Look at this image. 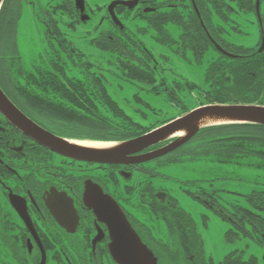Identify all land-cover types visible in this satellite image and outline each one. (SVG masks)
<instances>
[{"label":"flooded vegetation","instance_id":"obj_1","mask_svg":"<svg viewBox=\"0 0 264 264\" xmlns=\"http://www.w3.org/2000/svg\"><path fill=\"white\" fill-rule=\"evenodd\" d=\"M69 1H73L81 22L87 23L96 11L102 14L99 34L119 36L123 31L129 32L134 25L146 27L143 22L147 23L157 14H176L183 22L186 21L183 26L193 24L197 46L194 53L201 57V62L207 56H211V62L218 59L251 62L256 64L252 68L264 77V0H107L96 7L84 0V11L77 7L76 0ZM116 1L123 2L113 9L120 23L113 19L109 9ZM22 2L23 5L30 3V7L36 5L33 0ZM16 14L14 18L17 21L0 24V87L36 124L57 137L73 139L52 127L55 116L42 111L46 110V105L36 107L29 102L22 103L24 96L15 94L10 81V75L15 73L11 64L17 61L22 71L26 67V58L18 55L25 43L19 24L22 14ZM82 16L90 18L83 21ZM45 17L40 21L45 27H50L54 20L47 14ZM239 18L254 27L257 35L254 45L239 41L240 37L250 36L242 29L243 23ZM173 26L170 23L167 27ZM193 57L195 59L194 54ZM29 109L36 110L37 117ZM167 155L152 161L162 163ZM149 162L102 164L74 159L29 136L0 111V264H119L110 250L108 226L99 221L86 204L89 181L117 201L141 241L157 257L158 264H215L204 257V243L202 246L199 243L198 235L201 233L195 218H142L135 215L134 208L130 206L131 197L136 195L139 185L151 184L155 189L154 196L162 202L171 196L150 181L139 182L136 179L138 173L158 175V170L147 167ZM212 200L218 203L210 197L205 201L210 207L217 208ZM222 220L233 226L228 234L251 239L252 234L255 237L252 240L264 247L262 219H259L262 225L257 220L250 222V218ZM171 253L183 254L185 263H164L167 254ZM251 257L257 260L252 264H264L263 259ZM224 259L218 264H235L224 262Z\"/></svg>","mask_w":264,"mask_h":264},{"label":"trees","instance_id":"obj_2","mask_svg":"<svg viewBox=\"0 0 264 264\" xmlns=\"http://www.w3.org/2000/svg\"><path fill=\"white\" fill-rule=\"evenodd\" d=\"M26 1L29 2V0ZM23 4L21 0H5L0 10V24L17 21L14 16L17 15L16 13L22 14ZM31 14L39 24H42L40 19L47 18L46 14L54 20L50 27H45L46 38L53 49L49 52V57L45 58L44 65L38 67L26 60V67L22 71L21 68H18V62L15 61L14 64H11L14 65L15 73L10 75V81L15 89V94L24 96V99H21L22 103L29 102L36 107L41 104L46 105V110L42 111L55 116L54 125L47 122L56 132L79 140L125 141L150 132L177 118L172 117L161 123L157 121L156 123L143 124L134 119L110 92V81L104 74L88 70L81 79L68 76L67 57L63 53L69 52V49L72 51L75 49L68 47L66 34L63 33L59 23L61 22L73 31H76L78 26L83 23L80 21L78 13L75 12L73 1L59 0L48 3L46 8L40 5L39 12L35 5L32 7ZM54 14H58L60 20L55 19ZM184 22L176 14H168V16L157 14L147 23L143 22L147 25L146 27H140L139 24L134 25L129 32L123 31L119 36L103 32L94 38L92 43L108 54L109 62L121 71V76L125 81H141L154 86L157 81L156 72L159 69L158 61H155L156 57L153 53L134 37V32H152L156 40L169 46L173 53L183 57L193 53L195 61L200 63L201 57L194 53L197 46L193 24L183 26ZM170 23L179 29L178 37H175L168 29L167 26ZM54 39L62 49L54 45ZM15 54L18 53L15 52ZM253 65L256 64H251V62L246 64L242 60L233 59L212 61L207 68V87L201 90L203 100L199 105L257 104L264 106V77L256 68H252ZM34 70L37 72L34 73ZM163 85H167L165 79H162L160 83V86ZM176 85L181 90L185 88L194 90L198 87L189 81L176 83ZM158 87L155 85L153 89L158 91ZM175 100L176 103L180 101L177 95H175ZM29 111L37 117L36 110L29 109ZM189 111L187 110L186 113ZM144 117H146L145 114ZM40 119L46 121L41 117ZM181 148L184 150L181 156L173 157L171 153L165 157L166 159L163 158L160 165L203 159L229 164L240 163V159L243 157H252L256 160L255 165L264 167V125L254 123L208 125L202 127L197 135L177 150ZM147 185H144L145 187L139 185L136 195L132 194L130 206L134 208L136 216H142V218L153 216L193 218L180 206L176 198L170 196L169 200L162 202L154 196L155 189L151 184ZM189 193L212 199H215L214 196L217 194V192L205 188H201L198 193ZM215 200L217 201V199ZM248 201L252 205V209L236 205L235 212L227 211L220 203L217 205L228 217L250 218V222L257 220V223L261 225L262 222L259 219H262L264 226V190H255L248 196ZM255 232L256 230H254ZM228 235L227 237L232 241V234ZM250 236L255 239L254 235ZM198 239L202 246V236L198 235ZM182 257L183 254H167V258L173 261H178ZM229 261L235 264L257 262L255 257L245 260L237 255V252H232L225 257L224 262Z\"/></svg>","mask_w":264,"mask_h":264},{"label":"rangeland","instance_id":"obj_3","mask_svg":"<svg viewBox=\"0 0 264 264\" xmlns=\"http://www.w3.org/2000/svg\"><path fill=\"white\" fill-rule=\"evenodd\" d=\"M33 1L39 12L40 5L46 8L48 3L59 0ZM87 1L93 7L107 2V0ZM28 6L24 5L19 20L22 38L25 42L20 48V54L26 58L27 62L40 66L44 65L45 58L49 57V52L53 47L46 38L45 26L39 22L36 23L31 14L32 7ZM101 16L102 14L96 11L91 19L87 23L80 24L76 31L59 23L63 33L66 34L68 47L75 49V51L69 49V52L63 53L67 57L68 76L81 79L88 70L104 74L109 78L110 92L134 119L143 124L157 121L161 123L172 117H180L187 110L199 107L203 100L201 90L207 87L206 73L211 63V56L205 57L199 63L195 61L191 53L187 57L173 53L169 46L157 41L152 32H134V37L142 42L144 47L156 57L155 61H158L159 69L156 72L157 81L154 86L159 87L158 91H155L152 84L125 81L121 76V71L109 62L108 54L92 43V40L100 33ZM54 18L60 20L58 14H54ZM239 19L243 23L244 32L250 33L248 37H240L239 41L248 46L254 45L257 40L254 27L241 18ZM170 30L175 37L179 35L177 28L172 27ZM55 39L53 40L54 45L62 49ZM211 53L215 55V52ZM162 79H165L167 85L160 86ZM187 81L195 83L198 87L194 90L186 88L181 90L176 85V83ZM175 95L180 99L178 103H176ZM183 153L184 150L181 148L172 152L171 156L177 157ZM159 163V161H151L146 164L147 167L158 170V175L138 173L136 179L139 182L150 181L155 187L167 191L197 220L204 243V257L207 261L212 260L218 264L231 252H237L245 260L251 256L264 260V247L244 235H239V237L232 235L233 240L230 241L227 234L233 226L222 220V218L229 217L219 207H210L205 201L206 197L199 194L194 197L189 193H198L201 188H205L217 192L215 199L227 211L235 212L236 205L252 209L248 196L255 190H264V167L255 165L256 160L252 157H243L240 163L229 164H220L205 159L168 163L164 166ZM212 202L217 205L213 200ZM163 262L185 263V260L181 258L173 261L166 258Z\"/></svg>","mask_w":264,"mask_h":264},{"label":"water","instance_id":"obj_4","mask_svg":"<svg viewBox=\"0 0 264 264\" xmlns=\"http://www.w3.org/2000/svg\"><path fill=\"white\" fill-rule=\"evenodd\" d=\"M5 0H0V10ZM123 2H112L109 6L113 19L120 23L114 13V6ZM77 7L84 11V0H76ZM128 4V3H124ZM130 5V4H129ZM90 17L82 16L86 21ZM0 111L19 129L52 150L72 157L102 164L144 163L163 157L190 141L202 127L223 123H254L264 125V106L257 104H210L195 108L183 116L136 138L113 142L117 145L110 149L90 148L77 144L81 141L57 137L27 117L8 98L0 87ZM206 117L221 118L226 121L200 125ZM185 130L184 135L176 134ZM87 206L94 211L99 221L108 226L110 250L119 264H158L154 253L141 241L123 209L117 201L91 181L85 193Z\"/></svg>","mask_w":264,"mask_h":264},{"label":"bare ground","instance_id":"obj_5","mask_svg":"<svg viewBox=\"0 0 264 264\" xmlns=\"http://www.w3.org/2000/svg\"><path fill=\"white\" fill-rule=\"evenodd\" d=\"M223 121H226V120L221 119V118L206 117L202 119V121H200V125L207 124V123H219ZM185 133H186L185 130H181L177 132L176 134L184 135ZM77 144L90 147V148H98V149H110L117 145L116 143H113V142H97V141H81V142H77Z\"/></svg>","mask_w":264,"mask_h":264}]
</instances>
